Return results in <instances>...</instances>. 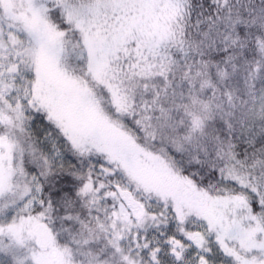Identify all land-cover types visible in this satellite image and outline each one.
<instances>
[{
	"label": "snow or ice",
	"instance_id": "1",
	"mask_svg": "<svg viewBox=\"0 0 264 264\" xmlns=\"http://www.w3.org/2000/svg\"><path fill=\"white\" fill-rule=\"evenodd\" d=\"M0 264H264V0H0Z\"/></svg>",
	"mask_w": 264,
	"mask_h": 264
}]
</instances>
